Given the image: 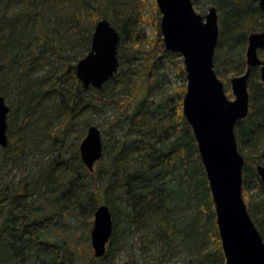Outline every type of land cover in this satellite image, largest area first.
<instances>
[{"label":"trees","instance_id":"1","mask_svg":"<svg viewBox=\"0 0 264 264\" xmlns=\"http://www.w3.org/2000/svg\"><path fill=\"white\" fill-rule=\"evenodd\" d=\"M212 1L219 21L214 69L228 81L244 72L247 35L264 30V13L256 0ZM135 5L142 7V0H0V94L6 100L10 93L15 95L8 104V144L0 148V168L11 169L35 141L32 137L28 143L26 136L39 105L49 101L47 96L57 98L48 111L42 107L40 112L47 125L52 115L66 117L55 134L48 130L60 144L40 171L0 185V264H111L120 248L116 242L121 209L115 202L119 194L126 202L121 225L134 224L144 242L156 250L147 264L165 263L173 256L176 241L187 249V264L225 263L208 181L182 113L186 82L182 59L164 49L160 36L149 49L139 45L140 29L131 23L147 18L137 13ZM152 8L150 18L159 35L161 13L156 2ZM128 10L135 13L134 21ZM100 19L118 30L119 65L102 89L85 90L75 65L89 51ZM166 64L174 67L181 83L164 101L150 102L152 91L163 83L158 76ZM114 91L117 96L125 94L118 97L120 101L113 99L123 112L110 124L122 131L120 138L111 150L103 145L106 157L96 162L98 170L83 165L76 143L68 165L62 143L73 131L75 138H82L84 131L77 127L81 116L98 108L103 94L112 99ZM248 91L249 111L236 123L235 135L244 157L243 199L264 239V217L258 215L264 213V186L251 167L264 166V87L258 68L251 70ZM136 92L141 95L138 99ZM83 124L91 125L88 119ZM84 170L93 177L89 188L81 180ZM101 172L106 174L102 183ZM251 176L262 187L256 201L245 199ZM101 203L111 212V237L103 256L82 261L75 221H88Z\"/></svg>","mask_w":264,"mask_h":264},{"label":"water","instance_id":"2","mask_svg":"<svg viewBox=\"0 0 264 264\" xmlns=\"http://www.w3.org/2000/svg\"><path fill=\"white\" fill-rule=\"evenodd\" d=\"M264 13V0H256ZM161 13L159 29L166 51L182 57L185 92L182 113L192 129L197 150L208 181L215 210L224 264H264V239L250 216L243 199L244 157L240 153L235 126L249 111V77L258 68L264 87V30L247 35L245 70L230 78L233 98L227 97L224 84L214 69V53L219 38L217 8L197 12L192 0H155ZM118 30L107 20L94 26L89 51L75 65V75L85 90H100L117 72ZM9 105L0 94V148L8 144L7 114ZM78 153L83 165L93 171L103 156L100 128L86 127ZM264 186V166L255 165ZM112 233V217L107 204L93 212L90 244L94 257L106 251Z\"/></svg>","mask_w":264,"mask_h":264},{"label":"rangeland","instance_id":"3","mask_svg":"<svg viewBox=\"0 0 264 264\" xmlns=\"http://www.w3.org/2000/svg\"><path fill=\"white\" fill-rule=\"evenodd\" d=\"M225 3L226 0H215V2L218 3ZM143 5L142 7H138L135 5V10L138 14H143L142 18H147L144 21H141L139 17L138 21L134 24L131 23V27L135 30H139V37H138V43L141 47L145 49L151 48L155 42L157 37L160 36L161 33L159 29V35L156 33V27L153 24V21L151 20L150 16L154 15V10L152 8L153 2L155 0H142ZM193 6L197 12H200L202 14L206 13L207 8L210 5H215L214 1L212 0H192ZM128 15L131 16L132 20L134 21L133 16L135 13L131 10L127 11ZM133 16H132V15ZM129 39V38H128ZM84 50L83 48L81 49ZM245 51V50H244ZM88 51L85 52V54ZM260 57H264V51L260 52ZM178 58V57H177ZM177 58H172L175 63H177ZM182 59V57L180 56ZM166 60V59H165ZM167 66L164 67L162 71H164L162 74H159V78L162 79L163 83L159 87V89L152 91V94L149 98L150 102L156 103L159 99H163L166 95H171L175 91V88L181 83V78L177 77L176 71L174 67L169 64H166ZM221 81L224 84V89L227 97L233 98V94L231 91V85H230V78H228V81L221 79ZM186 85V82H185ZM115 96L111 99L110 97L102 95V99L99 100V107L96 108L94 111H91V113H85L83 116H81V122H79L78 126L80 129L83 130L84 134L86 131V127L83 123L85 119H88L91 124L97 125L102 134V141L103 145L106 144L107 150H111L112 143L116 141L117 138H120L121 130H118L114 127H110L111 122H115L117 119V116L120 115V108L117 107L116 103L113 101V99H119L118 97L124 96V92H121L117 96V92L114 91ZM136 94V98L138 99L139 94ZM51 95V94H50ZM47 96L46 101H48L44 106L39 105V111L36 115H33L35 117L33 119L34 125L32 126V130H29L28 135L26 136L28 139V143L31 142L32 137L35 138V141H33V144L29 146L26 149L25 155L17 160L16 164L12 166L11 169H7L6 166L0 168V185L8 184L9 182L17 181L19 178L23 176L30 175L36 171H40L41 167H43L49 159L52 157V155L57 153V146L60 144V141L54 142L53 138L49 136L48 130L53 134H55L65 123L66 117L65 115H59L55 118V115L51 116L52 121L48 123L41 115L42 107H44L45 111H48L50 109V104L52 101H55L57 98L51 96ZM50 97V99H49ZM6 100V99H5ZM15 101V95L10 93L8 95V100H6V103L9 104V102ZM120 101V99H119ZM164 101V99L162 100ZM171 104V101H170ZM169 104V105H170ZM122 111V110H121ZM123 112V111H122ZM48 133V134H47ZM83 134V136H84ZM75 131L70 132L67 138L64 140V142L61 145V152L67 159L68 165H70V159L72 152L73 145L76 143L77 151H78V145L82 138H75ZM82 136V137H83ZM242 154V152L240 151ZM79 155V153H78ZM106 155L102 158H105ZM74 160V159H73ZM244 167V166H243ZM251 167H255V164H253ZM99 166L97 163L94 164V170H98ZM87 170V169H86ZM82 173L81 180L85 183H87V187L89 188L90 183L93 181V177L90 175L85 174V171ZM88 172V170H87ZM100 172V170H99ZM106 174L101 172L100 174V183H102L105 179ZM91 187V186H90ZM261 183L255 179L254 177H248L247 178V186L246 190L247 193H245V199L250 201H256L261 196ZM245 201V200H244ZM101 202V201H100ZM115 202H117V205L119 209H121V212L119 211V218L121 221H119V228H118V238H117V244L120 245L119 250H116V253L114 254L113 261H111V264H147V261L149 258H151L156 250L154 247H150L147 243L144 242L143 235L140 231L136 229V226L132 223L129 224V226H122L120 222H122V216L124 215V205L126 202L124 201L123 195L119 194V197L115 198ZM246 203V202H245ZM259 213V212H258ZM259 217H264V213L258 214ZM92 221L93 216L88 219H83L82 221H75L76 226V233L75 237L79 238V242L77 244V252L80 255V257L83 259L82 261H87L88 258L93 255L92 247L90 244V230L92 227ZM177 244L174 249L173 256H169L170 259L165 258V263L163 264H187L189 258L187 257V249L185 246H183L181 243L176 241ZM83 263V262H82Z\"/></svg>","mask_w":264,"mask_h":264}]
</instances>
